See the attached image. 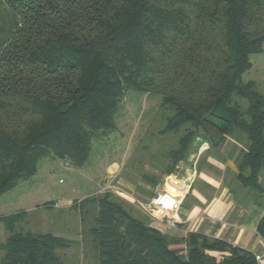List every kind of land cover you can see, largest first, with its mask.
Instances as JSON below:
<instances>
[{
	"label": "trees",
	"instance_id": "1",
	"mask_svg": "<svg viewBox=\"0 0 264 264\" xmlns=\"http://www.w3.org/2000/svg\"><path fill=\"white\" fill-rule=\"evenodd\" d=\"M263 41L264 0H0V195L49 154L82 166L136 89L169 109L162 134L183 129L173 163L196 137L231 140L237 183L264 207V95L242 81ZM87 203L95 264H257L224 239L163 232L109 191L79 201L81 221ZM26 216L0 215V264H62L70 239L17 230Z\"/></svg>",
	"mask_w": 264,
	"mask_h": 264
},
{
	"label": "rangeland",
	"instance_id": "2",
	"mask_svg": "<svg viewBox=\"0 0 264 264\" xmlns=\"http://www.w3.org/2000/svg\"><path fill=\"white\" fill-rule=\"evenodd\" d=\"M250 63L242 81H252L254 89L264 95V41L262 49L250 55ZM237 100L241 107L248 106L246 99ZM160 102L157 93L127 90L115 115L116 128L106 136L93 139L88 160L82 166L52 154L42 157L33 176L18 180L0 195V215L27 211V216L17 224V230L50 232L70 239V246L58 251L62 264H95V249L86 233L92 223L93 205H85L83 221L79 210V201L86 197L109 191L130 208L135 217L153 225L154 216L161 217L163 213L153 207L151 199L161 189L180 193L178 184L174 185L176 173L180 171L176 165L187 158L197 169L226 179L228 189L242 202L246 203L247 197H256L254 191L238 185L226 163L227 159L233 160L230 156L234 142L231 140L218 149H209L206 140L196 137L188 153L173 163L167 153L177 146L183 129L160 132L169 115V109L161 107ZM236 154L237 150L234 156ZM259 179L264 186V172ZM166 229L163 232L168 233ZM6 236L4 225L0 223V241Z\"/></svg>",
	"mask_w": 264,
	"mask_h": 264
},
{
	"label": "crops",
	"instance_id": "3",
	"mask_svg": "<svg viewBox=\"0 0 264 264\" xmlns=\"http://www.w3.org/2000/svg\"><path fill=\"white\" fill-rule=\"evenodd\" d=\"M226 163L234 175L236 167L233 160L227 159ZM176 167L180 169L175 178L181 189L180 193H175L180 200V208L174 213H163L161 217L153 215V225L161 231L167 228L172 235L201 232L248 249L256 255H264V235L258 234L256 230L264 207L250 197H247L246 203L237 199L228 189L226 179L197 169L189 158L180 161ZM171 216H177L178 221L172 227H167L166 218Z\"/></svg>",
	"mask_w": 264,
	"mask_h": 264
},
{
	"label": "built area",
	"instance_id": "4",
	"mask_svg": "<svg viewBox=\"0 0 264 264\" xmlns=\"http://www.w3.org/2000/svg\"><path fill=\"white\" fill-rule=\"evenodd\" d=\"M150 203L153 207L165 215L174 213L180 208V200L175 195L166 190L158 191ZM178 221L177 216H171L166 218V224L168 226L174 225ZM257 264H264V255H256Z\"/></svg>",
	"mask_w": 264,
	"mask_h": 264
},
{
	"label": "bare ground",
	"instance_id": "5",
	"mask_svg": "<svg viewBox=\"0 0 264 264\" xmlns=\"http://www.w3.org/2000/svg\"><path fill=\"white\" fill-rule=\"evenodd\" d=\"M170 182H171V181H170ZM174 185L177 186V183L174 182ZM178 186H179V185H178ZM177 188H178V187H177ZM184 188H185V187H184ZM157 213H159V211H158Z\"/></svg>",
	"mask_w": 264,
	"mask_h": 264
}]
</instances>
